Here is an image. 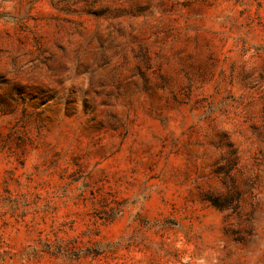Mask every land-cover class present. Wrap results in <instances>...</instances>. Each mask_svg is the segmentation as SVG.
<instances>
[{
  "label": "rangeland",
  "instance_id": "1",
  "mask_svg": "<svg viewBox=\"0 0 264 264\" xmlns=\"http://www.w3.org/2000/svg\"><path fill=\"white\" fill-rule=\"evenodd\" d=\"M0 264H264V0H0Z\"/></svg>",
  "mask_w": 264,
  "mask_h": 264
}]
</instances>
